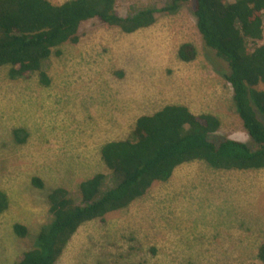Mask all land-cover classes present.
Masks as SVG:
<instances>
[{"label": "rangeland", "instance_id": "374dc122", "mask_svg": "<svg viewBox=\"0 0 264 264\" xmlns=\"http://www.w3.org/2000/svg\"><path fill=\"white\" fill-rule=\"evenodd\" d=\"M169 3L117 0L121 17L143 7L156 11L152 27L130 35L85 22L77 46L54 51L50 87L37 76L12 84L0 71V191L11 201L0 215V264L33 250L50 220L54 190L76 194L97 173L115 184L101 148L126 139L142 115L185 105L216 116L221 138L254 147L222 76L226 66L207 50L190 10L168 14ZM184 42L199 50L194 62L177 57ZM18 128L30 133L23 147L12 143ZM35 177L43 190L32 185ZM16 223L28 227L26 239L16 237ZM263 240L264 169L219 171L196 161L177 168L169 182L155 183L128 209L84 224L57 264H262L257 252Z\"/></svg>", "mask_w": 264, "mask_h": 264}, {"label": "trees", "instance_id": "16d2710c", "mask_svg": "<svg viewBox=\"0 0 264 264\" xmlns=\"http://www.w3.org/2000/svg\"><path fill=\"white\" fill-rule=\"evenodd\" d=\"M169 2L165 8L168 14L185 7L190 10L207 50L226 66L227 73L222 76L254 147L221 138L222 123L216 116L197 115L185 105L168 104L142 115L126 139L101 148V161L115 184L108 186L107 174L97 173L83 182L76 194L64 188L50 193L48 224L41 229L33 250L24 252L14 264H57L84 224L105 221L109 214L128 209L155 183L169 182L182 165L202 161L219 171L264 169V0ZM155 14L152 7H143L132 16L121 17L117 0H68L63 4L0 0V71H6L12 84L37 76L41 86L50 87L48 67L54 51L77 46L85 22L95 20L107 29L130 35L152 27L157 21ZM198 51L193 43L184 42L177 57L191 63L199 57ZM12 135L15 147L30 140V133L22 128ZM32 185L44 189V182L37 177ZM10 207V197L0 191V215ZM12 229L19 239L29 234L23 224L16 223ZM257 257L264 264V240Z\"/></svg>", "mask_w": 264, "mask_h": 264}, {"label": "bare ground", "instance_id": "6f19581e", "mask_svg": "<svg viewBox=\"0 0 264 264\" xmlns=\"http://www.w3.org/2000/svg\"><path fill=\"white\" fill-rule=\"evenodd\" d=\"M57 2V1H56ZM135 4V3H134ZM215 109V108H214ZM222 109H223V107H222ZM192 111V110H191ZM214 111V110H213ZM224 111V110H223ZM69 113V112H68ZM70 115V114H69ZM76 121V120H75ZM175 169V168H174ZM250 202V201H249ZM253 203V202H252ZM247 206V205H246ZM212 247V246H211Z\"/></svg>", "mask_w": 264, "mask_h": 264}]
</instances>
